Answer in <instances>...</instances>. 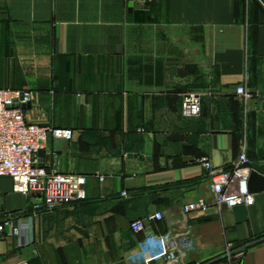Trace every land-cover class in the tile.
<instances>
[{
    "label": "crops",
    "instance_id": "obj_1",
    "mask_svg": "<svg viewBox=\"0 0 264 264\" xmlns=\"http://www.w3.org/2000/svg\"><path fill=\"white\" fill-rule=\"evenodd\" d=\"M239 85L264 94V0H0V89L31 93L30 123L73 132L47 139L41 165L84 177L86 192L35 210L38 194L1 178L0 220L35 219L33 246L0 236V264H164L156 238L169 229L193 241L177 264H264V242L211 263L264 237V192L244 223L222 207L180 214L212 201L203 158L231 168L245 142L264 175V103L245 113ZM187 92L201 95L198 117L181 115ZM157 212L163 221L130 231Z\"/></svg>",
    "mask_w": 264,
    "mask_h": 264
},
{
    "label": "built area",
    "instance_id": "obj_2",
    "mask_svg": "<svg viewBox=\"0 0 264 264\" xmlns=\"http://www.w3.org/2000/svg\"><path fill=\"white\" fill-rule=\"evenodd\" d=\"M235 94L245 113L257 110V104L264 103V94H255L246 85H239ZM32 101L28 90L0 89V179L12 181V191L25 197L38 194L39 201L33 203V209L43 207L51 212L56 208L71 206L86 199L85 178L82 176L62 174L47 170L41 165L40 151H44L47 139L54 142H69L73 138L70 129L40 126L27 121L25 111ZM256 102V105H252ZM202 98L195 92L183 96L181 115L184 118H195L201 113ZM210 181L212 201L198 199L185 203L180 208L183 218L195 212H207L211 207L228 209L254 204L253 195L249 194L246 178L253 168L245 153V142L237 163L227 169L215 167L210 160L199 161ZM94 176L100 183L104 175L97 171ZM122 196L126 193L122 192ZM35 215L28 217L7 216L0 220V236L9 232L17 240V248L33 246V222ZM162 212L130 222V231L142 233L147 224L163 221ZM158 258L164 264H177L185 261L193 250L190 232L179 238L172 229L166 230L156 238ZM35 251V250H34ZM229 250L228 253L229 254Z\"/></svg>",
    "mask_w": 264,
    "mask_h": 264
},
{
    "label": "water",
    "instance_id": "obj_3",
    "mask_svg": "<svg viewBox=\"0 0 264 264\" xmlns=\"http://www.w3.org/2000/svg\"><path fill=\"white\" fill-rule=\"evenodd\" d=\"M145 2L147 4H153V3H155V0H145ZM38 154H39V156H41L42 152L40 151ZM246 186H247L248 193L251 195L264 192V175L258 173L254 169L250 170V172L246 178ZM222 209H227V207L225 205H223ZM231 211H232V214H233V217H234V220L236 223H244L247 221L248 213H247V208L244 205L233 206L231 208ZM263 242H264V237L259 239V240L254 241V242H251L245 246H242V247L230 252L229 254H226V255L212 261L211 263H217L219 261L226 259L227 257L243 253L247 249L252 248L256 245H259Z\"/></svg>",
    "mask_w": 264,
    "mask_h": 264
}]
</instances>
